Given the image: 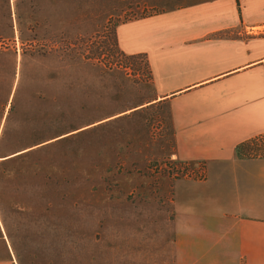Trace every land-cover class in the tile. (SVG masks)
Segmentation results:
<instances>
[{
	"label": "rangeland",
	"instance_id": "rangeland-1",
	"mask_svg": "<svg viewBox=\"0 0 264 264\" xmlns=\"http://www.w3.org/2000/svg\"><path fill=\"white\" fill-rule=\"evenodd\" d=\"M203 1L0 0V52L31 62L15 98L21 137L70 132L2 144L37 149L16 165L23 206L9 226L19 264L165 261L174 187L208 175L175 157L164 106L135 112L154 96L151 71L144 57L122 54L115 30ZM240 150L264 159V137Z\"/></svg>",
	"mask_w": 264,
	"mask_h": 264
},
{
	"label": "crops",
	"instance_id": "crops-1",
	"mask_svg": "<svg viewBox=\"0 0 264 264\" xmlns=\"http://www.w3.org/2000/svg\"><path fill=\"white\" fill-rule=\"evenodd\" d=\"M116 39L148 59L154 96L135 112L164 106L175 157L208 175L175 185L174 243L154 264H264V159L239 153L264 135V0H205L123 22ZM30 63L0 52V264H19L9 226L23 206L16 165L37 150L2 144L70 133L21 137L15 98Z\"/></svg>",
	"mask_w": 264,
	"mask_h": 264
},
{
	"label": "trees",
	"instance_id": "trees-1",
	"mask_svg": "<svg viewBox=\"0 0 264 264\" xmlns=\"http://www.w3.org/2000/svg\"><path fill=\"white\" fill-rule=\"evenodd\" d=\"M115 43L117 44V39H116V30H115ZM118 45V44H117ZM122 54H124V53H122ZM125 55V54H124ZM126 56V55H125ZM144 57L145 59H146V61H147V64H148V59H147V56L146 55H143V54H140V55H133V56H129V57ZM127 58H129L128 56H126ZM261 137H264V135H262V136H259V137H256V138H254V139H251V140H249V141H247V142H245L243 145L244 146H246V145H249V144H251L253 141H255V140H257V139H259V138H261ZM242 145V146H243ZM241 149V146L239 147V150ZM241 152V150L239 151V153Z\"/></svg>",
	"mask_w": 264,
	"mask_h": 264
}]
</instances>
